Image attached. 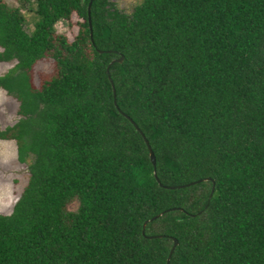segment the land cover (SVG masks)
<instances>
[{
  "label": "trees",
  "instance_id": "1",
  "mask_svg": "<svg viewBox=\"0 0 264 264\" xmlns=\"http://www.w3.org/2000/svg\"><path fill=\"white\" fill-rule=\"evenodd\" d=\"M14 1L0 90L18 120L0 139L29 177L0 264H166L173 239L169 264H264V0Z\"/></svg>",
  "mask_w": 264,
  "mask_h": 264
},
{
  "label": "rangeland",
  "instance_id": "2",
  "mask_svg": "<svg viewBox=\"0 0 264 264\" xmlns=\"http://www.w3.org/2000/svg\"><path fill=\"white\" fill-rule=\"evenodd\" d=\"M8 5L16 7L17 3L14 0H5ZM118 9L129 13L132 8L139 4L141 0H111ZM26 19L29 26L33 21L31 12H26ZM77 17H71L70 24L59 22L56 25V30L59 33H64L69 40L77 30ZM69 25V26H68ZM13 64L0 63V75L5 74ZM55 76L54 66L44 60L34 65L30 72V80L34 89H39L43 83ZM18 103L2 90H0V131L12 126L18 120L17 116ZM27 164H20L17 161L16 145L12 140L0 139V215H8L19 198L21 192L26 186L29 172Z\"/></svg>",
  "mask_w": 264,
  "mask_h": 264
},
{
  "label": "water",
  "instance_id": "3",
  "mask_svg": "<svg viewBox=\"0 0 264 264\" xmlns=\"http://www.w3.org/2000/svg\"><path fill=\"white\" fill-rule=\"evenodd\" d=\"M90 6H91V2L89 3V5H88V9H87L88 24H89V28L91 29V24H90ZM122 61H123V58L120 57L118 60L113 61L111 64H113V63H119V64H121ZM111 64H110V65H111ZM112 90H113V96H114V104L116 105V102H115V91H114V88H113V84H112ZM118 111H119V110H118ZM119 112H120V111H119ZM120 113H121V112H120ZM121 114H122V113H121ZM122 116H123L125 119H127V120L133 125V127L136 129V131L141 135V137H142V139H143V141H144V143H145V145H146V147H147V149H148L150 162H151L152 166L155 167V157H154L153 152L151 151V148H150V146H149L147 140L145 139V137L143 136V134L141 133V131L137 128V126L134 124V122H133L129 117H127L125 114H122ZM153 175H154L155 180L158 182V180H157V178H156L155 171H154ZM199 182H201V181L191 183L190 185H195V184H197V183H199ZM177 188H182V187H177ZM169 189H173V188H169ZM212 194H213V187H212V190H211V193H210L209 198H211ZM160 216H161V214L158 215V216L153 217L152 219H150L149 221H146V222L143 224V226H142V235H144V229H145L146 224H147L148 222H151V221L157 219V218L160 217ZM149 238H151V237H149ZM176 246H177V241H176L175 239H173V245H172V247H171V249H170V252H169V255H168V259H167V261H166V264H169V259L171 258L172 254H173V251H174V249L176 248Z\"/></svg>",
  "mask_w": 264,
  "mask_h": 264
}]
</instances>
